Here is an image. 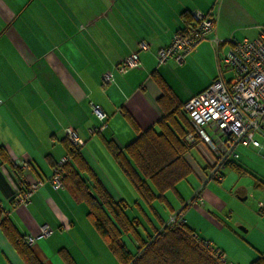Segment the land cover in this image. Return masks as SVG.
<instances>
[{
	"label": "crops",
	"instance_id": "obj_1",
	"mask_svg": "<svg viewBox=\"0 0 264 264\" xmlns=\"http://www.w3.org/2000/svg\"><path fill=\"white\" fill-rule=\"evenodd\" d=\"M195 11L212 13L216 30L183 64L173 59L160 64L159 49L172 43ZM263 27L264 0H0V148L9 158L0 157V208L25 238L39 236L44 226L51 229L31 246L42 264H66L61 251L75 264H120L93 226L87 205L51 183L54 167L67 156L68 130L83 140L80 153L111 197L130 207L140 204L105 143L124 151L140 133H162L160 122L168 115L175 134L187 131L186 102L230 71L224 62L230 45L217 49L214 40H253ZM141 42L149 45L139 54L141 68L120 73L118 66ZM106 72L113 82L104 85ZM158 79L172 96L163 97ZM93 105L107 124L95 136L89 131L103 122ZM260 144L240 147V157L225 166L218 181L210 179L216 155L197 139L184 155L192 173L176 192L166 193L160 205L167 214L155 209L158 219L165 226L183 211L188 229L220 248L230 263L264 258ZM20 161L29 167L15 166ZM34 183L42 185L27 206L19 205L18 192ZM152 226L144 232L138 227L143 240L162 230L159 222ZM136 249L135 243L134 252L129 250ZM0 264H25L1 229Z\"/></svg>",
	"mask_w": 264,
	"mask_h": 264
},
{
	"label": "trees",
	"instance_id": "obj_2",
	"mask_svg": "<svg viewBox=\"0 0 264 264\" xmlns=\"http://www.w3.org/2000/svg\"><path fill=\"white\" fill-rule=\"evenodd\" d=\"M189 18L187 24L191 22L190 15ZM158 83L163 97L172 96L171 90L163 81L158 79ZM173 118L168 115L160 122L162 133H157L155 129L140 133L124 151L111 142L105 143L140 199L151 208L154 202L165 204L166 193L176 192L177 184L192 173L184 155L195 144L187 140V137L194 133V127L187 115L185 117L187 131L181 129L177 135L169 127L174 121ZM80 150L81 148L67 141L68 161L64 165L63 188L69 189L78 201L87 205L88 216L93 226L120 264H227L208 253L194 239L196 232L188 229L187 223L172 228L164 226L160 220L162 230H157L149 240H143L138 232L139 221L131 220L126 215L129 206L124 202H116L111 197L86 164ZM0 157L5 162L9 161L7 153L2 148ZM257 187L264 190L262 183H257ZM0 229L25 264H42L12 221L3 217L1 208ZM124 235H130L137 244L135 254L128 249ZM60 253L66 264H75L66 252ZM252 264H264V258L261 257Z\"/></svg>",
	"mask_w": 264,
	"mask_h": 264
},
{
	"label": "built area",
	"instance_id": "obj_3",
	"mask_svg": "<svg viewBox=\"0 0 264 264\" xmlns=\"http://www.w3.org/2000/svg\"><path fill=\"white\" fill-rule=\"evenodd\" d=\"M191 22L186 28L179 30L172 43L159 49L157 56L160 64H166L170 59L178 64H183L186 57L192 53L199 44L208 40L210 34L216 30L217 19L212 13L199 11L190 14ZM228 43L229 51L226 53L224 62L233 77L225 79L222 72L218 78L204 91L186 102L184 109L194 127V133L187 140L194 143L199 139L206 144L216 155L212 166L210 179L221 180L222 170L226 164L237 160L240 156V147L260 148L258 135L264 136V27L256 39L244 38L238 40L231 37L223 41L216 38L214 44L218 49L221 45ZM149 49L145 42L138 44V51L132 53L119 66L122 74L130 70L141 68L139 54ZM104 85L113 82L111 72L102 76ZM92 110L99 118L102 126L91 129L90 135L95 136L107 128L106 115L99 106L93 105ZM206 130H209L208 133ZM68 137L72 145L81 148L83 140L78 138L73 130H68ZM68 158H63L53 170L51 183L55 189H63L64 165ZM20 169L28 168L29 163L20 161L16 164ZM42 183L28 185L23 191L18 192L16 202L27 206L31 197ZM258 210L264 214V202L259 203ZM183 211L172 214L165 226L179 227L185 225ZM52 233L48 226L41 229L39 236L27 237V243L32 246L37 240L50 236ZM194 239L215 258L223 263L228 262L225 253L215 247L209 240L194 234Z\"/></svg>",
	"mask_w": 264,
	"mask_h": 264
},
{
	"label": "rangeland",
	"instance_id": "obj_4",
	"mask_svg": "<svg viewBox=\"0 0 264 264\" xmlns=\"http://www.w3.org/2000/svg\"><path fill=\"white\" fill-rule=\"evenodd\" d=\"M226 77H227L228 80H230L233 77V72L232 71H228L227 74H226ZM206 131L208 133H210L209 130H206ZM257 139L259 140V142L264 144V136L258 135ZM172 193L169 192L168 194L170 195ZM140 204H136L135 202H133L132 204H130L131 207L129 206L128 209H126V211H127V214L130 215L131 217H136L137 218V220L140 223L138 225V227L140 228L141 231L144 232V230L146 228H152L153 227L152 226L153 222L156 223V224H158V222H159L161 224V221L158 219V214H156V210H154V209L158 208L157 209L158 212L160 211L163 214H165L167 211L164 209L163 206L160 205V202H156L155 203V205L153 207L154 209L151 208L149 205H147L144 201L143 202L141 201ZM168 217L169 216H167L166 219ZM124 239H125V241H127L126 243H127V247H129L128 249H130V250H132L134 252L135 243H134V240L132 239V237L130 235H124Z\"/></svg>",
	"mask_w": 264,
	"mask_h": 264
}]
</instances>
